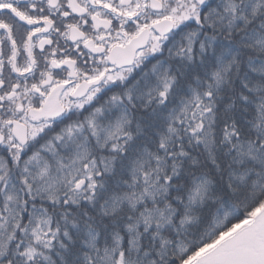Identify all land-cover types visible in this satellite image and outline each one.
<instances>
[{"label": "snow or ice", "instance_id": "snow-or-ice-1", "mask_svg": "<svg viewBox=\"0 0 264 264\" xmlns=\"http://www.w3.org/2000/svg\"><path fill=\"white\" fill-rule=\"evenodd\" d=\"M0 264H264V0H0Z\"/></svg>", "mask_w": 264, "mask_h": 264}]
</instances>
